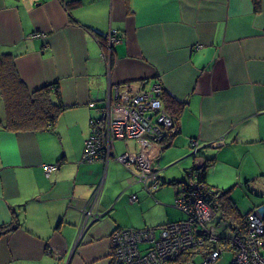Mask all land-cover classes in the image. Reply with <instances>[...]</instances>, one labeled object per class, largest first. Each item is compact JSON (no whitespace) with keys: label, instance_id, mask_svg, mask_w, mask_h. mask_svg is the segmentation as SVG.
I'll return each instance as SVG.
<instances>
[{"label":"crops","instance_id":"1","mask_svg":"<svg viewBox=\"0 0 264 264\" xmlns=\"http://www.w3.org/2000/svg\"><path fill=\"white\" fill-rule=\"evenodd\" d=\"M113 29L110 61L98 34ZM0 51L14 55L29 90L57 83L65 104L47 130L0 127V225L17 223L0 231V264H111L113 229L184 218L162 189L173 185L175 200L187 165L170 177L160 173L161 161H182L192 142L213 159L210 166L224 146L264 147V0L257 7L252 0H0ZM141 80L159 82L185 103L166 142L117 139L157 171L150 195L160 203L137 220L132 209L144 214L149 197L136 165L113 156L88 161L83 148L89 119L107 95ZM45 164L57 167L46 175ZM89 208L99 219L79 232Z\"/></svg>","mask_w":264,"mask_h":264},{"label":"built area","instance_id":"2","mask_svg":"<svg viewBox=\"0 0 264 264\" xmlns=\"http://www.w3.org/2000/svg\"><path fill=\"white\" fill-rule=\"evenodd\" d=\"M106 37L109 48L103 56L110 60L112 46L118 40L117 31L110 30ZM162 90L159 82L146 80L139 81L135 86L129 82L116 86L115 95H107L97 108V115L89 119L83 158L88 161H107L113 156L126 166L133 163L137 168L133 174L143 188L146 191L154 190L157 171L141 154H115L113 142L117 139L139 138L156 144L163 143L174 134L175 119L164 105ZM190 145L196 161L193 164L200 166L203 158L198 154V144L192 142ZM56 167V164L42 166L46 175ZM180 185L175 206L183 212L184 218L156 227L113 229L109 241L113 247L111 256L115 264H170L180 253L212 242H220V246L214 250H204L200 264H214L224 251L233 254L228 264H264L262 205L254 206L247 213L246 232L239 234L234 230V224L219 216L217 193L212 187L197 184L191 173ZM135 198V194L131 195L132 200ZM96 217L98 215L93 214L91 208L86 210L79 223V232ZM214 220L216 223H213Z\"/></svg>","mask_w":264,"mask_h":264},{"label":"trees","instance_id":"3","mask_svg":"<svg viewBox=\"0 0 264 264\" xmlns=\"http://www.w3.org/2000/svg\"><path fill=\"white\" fill-rule=\"evenodd\" d=\"M254 6H258L259 0H252ZM72 3V2H71ZM70 4V3H69ZM68 4V5H69ZM70 6V5H69ZM100 44L104 49V53L108 50V43L105 34H98ZM111 61V59H110ZM162 100L165 107L170 111L175 119L182 110L185 101L174 99L162 90ZM0 127L11 132L22 131H38L53 127L60 112L65 109V104L62 101L60 89L57 83L46 84L33 91L29 90L28 86L20 78L14 62V55L0 51ZM177 129V127H176ZM171 137V136H169ZM165 139L163 142H166ZM168 145V144H167ZM164 147L166 145H163ZM199 154V152H198ZM200 155V154H199ZM201 156V155H200ZM202 157V156H201ZM213 162V159H204L200 166L192 165L191 169L185 170L186 180L188 174L195 177L197 184H202L211 187L206 182L207 169ZM181 181V182H182ZM180 184V182L178 183ZM195 186V185H194ZM194 186L190 188L195 189ZM194 187V188H193ZM180 188L178 189V192ZM218 201V213L221 218L227 219L234 224V230L239 234L246 232L245 219L248 210L245 214L240 213L234 200L230 197L228 190L215 189ZM17 226V223L11 221L0 225V231L6 233ZM120 228V227H117ZM220 246V242L206 243L201 247H194L180 253L176 259L170 264H188L193 262L196 257H201L204 250H214ZM111 264H115L111 260Z\"/></svg>","mask_w":264,"mask_h":264},{"label":"rangeland","instance_id":"4","mask_svg":"<svg viewBox=\"0 0 264 264\" xmlns=\"http://www.w3.org/2000/svg\"><path fill=\"white\" fill-rule=\"evenodd\" d=\"M1 109L2 107L0 104V112ZM114 142H115L114 143L115 147L119 148L120 151L124 152L126 150L125 148L126 142L117 141V140H115ZM133 145L134 143L132 141L128 143L129 147ZM247 145L248 144L243 143L238 145L232 144V145L224 146L223 151L220 154L218 153L220 159H217V161L212 166L209 167L208 178H207V181L209 185L212 187L213 191L215 189L228 190L230 197L234 200L236 206L238 207V210L242 214H245L248 210H250L256 205H262L264 207V147H261V145H256L254 147H247ZM219 149L220 148H217L211 151L215 153L218 152ZM192 150L193 149H190L188 147L186 153H184V156H182L184 157L182 158V161H178L175 164L172 165L167 163L164 164V162L161 161L160 164L161 166L159 167L162 168V171H160V173L162 174L166 173V175L170 177L179 176L181 174V169L184 165H187L186 167L190 168L192 164L196 162L194 161V157H192L191 155L185 157V154L186 155L190 154ZM116 154H120V153L116 152ZM119 165L122 166V164ZM138 184L141 183L139 182ZM138 184H136V186ZM163 186L164 187L162 190H164L167 194L164 195V198L169 199L168 197L170 195L172 196V198L169 199L166 203L172 206V210H174L176 217L178 218L184 217L183 212L175 206L173 185H168L165 183ZM178 186L179 188L181 187L180 184H178ZM112 189L113 191L116 190V188H112ZM105 191L108 192L106 186H105ZM120 191L121 189L118 188V190L114 193L118 195ZM144 192H146L147 196L149 197V200L144 202L143 205L144 211L150 205V203H154V204L160 203V202H155L156 198L150 195V193L153 192V190L146 191L144 189ZM152 208H154V206ZM152 208H150L148 211H145L144 214H141L139 210H135V209H132V213L133 215H135L134 217L136 219L141 215L151 216L153 210ZM119 213L122 215H126L127 211H121ZM213 223H216V220H214ZM219 223L220 222H218V224ZM155 225H151V226L155 227ZM156 233H158V229H156ZM144 244L145 243L140 245L141 249L144 247ZM109 249H110V255H112L114 251L112 244H110V241H109ZM232 258H233V254L230 251H224L222 255L215 261L214 264H228ZM200 262H201V257H196L193 262H189L188 264H200Z\"/></svg>","mask_w":264,"mask_h":264},{"label":"water","instance_id":"5","mask_svg":"<svg viewBox=\"0 0 264 264\" xmlns=\"http://www.w3.org/2000/svg\"><path fill=\"white\" fill-rule=\"evenodd\" d=\"M199 149H200V148H198V150H199ZM192 153H193V152H192ZM192 153H190V154H192ZM97 219H99V217H96V218H95V220H97ZM95 220H94V221H95ZM92 223H93V221L90 222V224H92Z\"/></svg>","mask_w":264,"mask_h":264},{"label":"bare ground","instance_id":"6","mask_svg":"<svg viewBox=\"0 0 264 264\" xmlns=\"http://www.w3.org/2000/svg\"><path fill=\"white\" fill-rule=\"evenodd\" d=\"M175 259H176V258H174L173 260H171L170 263L173 262Z\"/></svg>","mask_w":264,"mask_h":264}]
</instances>
